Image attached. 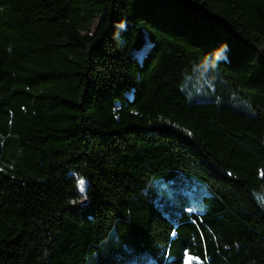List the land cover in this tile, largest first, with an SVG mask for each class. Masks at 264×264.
Instances as JSON below:
<instances>
[{
    "label": "trees",
    "instance_id": "obj_1",
    "mask_svg": "<svg viewBox=\"0 0 264 264\" xmlns=\"http://www.w3.org/2000/svg\"><path fill=\"white\" fill-rule=\"evenodd\" d=\"M0 264H264V0H0Z\"/></svg>",
    "mask_w": 264,
    "mask_h": 264
},
{
    "label": "rangeland",
    "instance_id": "obj_2",
    "mask_svg": "<svg viewBox=\"0 0 264 264\" xmlns=\"http://www.w3.org/2000/svg\"><path fill=\"white\" fill-rule=\"evenodd\" d=\"M85 183L83 182V185H81V182L79 183V187H80V190H81V192L82 193H84V191H85ZM82 188H83V190H82ZM80 204H85V199L83 198L81 201H80Z\"/></svg>",
    "mask_w": 264,
    "mask_h": 264
},
{
    "label": "snow or ice",
    "instance_id": "obj_3",
    "mask_svg": "<svg viewBox=\"0 0 264 264\" xmlns=\"http://www.w3.org/2000/svg\"><path fill=\"white\" fill-rule=\"evenodd\" d=\"M81 185H83V181H81ZM82 190H83V188H82ZM187 255V254H186ZM192 258L191 257H189V260H191Z\"/></svg>",
    "mask_w": 264,
    "mask_h": 264
}]
</instances>
